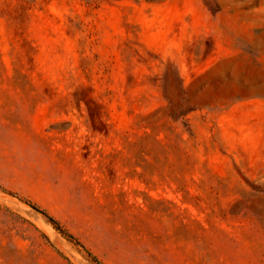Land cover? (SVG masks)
<instances>
[{
	"label": "rangeland",
	"instance_id": "rangeland-1",
	"mask_svg": "<svg viewBox=\"0 0 264 264\" xmlns=\"http://www.w3.org/2000/svg\"><path fill=\"white\" fill-rule=\"evenodd\" d=\"M88 252L264 264V0H0V264Z\"/></svg>",
	"mask_w": 264,
	"mask_h": 264
},
{
	"label": "trees",
	"instance_id": "trees-1",
	"mask_svg": "<svg viewBox=\"0 0 264 264\" xmlns=\"http://www.w3.org/2000/svg\"><path fill=\"white\" fill-rule=\"evenodd\" d=\"M28 204H30V206L32 208H34L35 210H37L38 212H40L43 216H45L47 218V220L53 225V227L57 231H59L62 235H64L68 240L73 241L75 243L78 242L73 237V235H71L65 229H63V227L60 225V223L53 216H51L46 210L40 208L35 203H31V202L28 201ZM77 244H79V243H77ZM88 255L92 259V261L95 262L96 264H103L97 257H95L94 255H92L90 252H88Z\"/></svg>",
	"mask_w": 264,
	"mask_h": 264
}]
</instances>
